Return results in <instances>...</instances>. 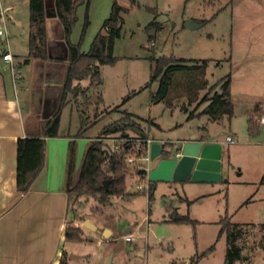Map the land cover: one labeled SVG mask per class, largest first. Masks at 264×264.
<instances>
[{
    "label": "rangeland",
    "instance_id": "374dc122",
    "mask_svg": "<svg viewBox=\"0 0 264 264\" xmlns=\"http://www.w3.org/2000/svg\"><path fill=\"white\" fill-rule=\"evenodd\" d=\"M112 9L120 25V35L111 45L116 59L99 64L100 84L86 88L90 78L79 81L84 91L76 97L68 96L71 101L61 109L59 136L47 137L46 145L56 141L60 150L64 145L67 150L68 137L74 138L78 167L89 140L97 138L107 145L103 128L127 112L150 136L168 140L165 149L171 153L181 145L175 142L179 136L216 135L224 151H229L228 160L222 167L224 176L215 184L158 181L148 198V193L137 191L136 184L145 179L138 180L131 166L125 175V195H111L105 203L91 195L81 196L73 213L83 228V240L65 242L69 263L105 264L111 257V264H190L191 257L197 255L195 264H223L227 233L218 236V221L227 215L234 228L242 231L236 241L242 246L241 257L232 264H264V122L249 131L248 143L230 144L226 135L234 134L233 126L249 125L247 118H235L232 126L226 116L218 121L206 120L205 115L189 118L178 106L150 97L157 87L156 81L150 82L154 56L210 59L206 72L209 85L228 73L225 58L232 47L231 33L239 32L248 40L252 31L264 32V0H86L76 9L70 41L79 43L81 51H88L98 32L106 34L103 23ZM190 20L198 25L186 27ZM151 21L162 25L153 44L146 28ZM0 41L6 47L4 36ZM7 42L13 50L27 53V34L23 42L21 33L10 36ZM213 61L221 62L215 66ZM29 70L27 67L24 73ZM195 105H188V110ZM203 106L200 104L197 111ZM81 127L85 128L83 135L75 136ZM125 132L134 134L130 128ZM122 135L117 132L109 136ZM143 164L154 166L150 161ZM180 197L191 202L181 201ZM185 214L197 222L171 221L175 215ZM86 221L96 224L98 230ZM106 227L112 230L110 239H98ZM127 233L135 236L134 243L123 240ZM210 246L213 248L208 250Z\"/></svg>",
    "mask_w": 264,
    "mask_h": 264
},
{
    "label": "crops",
    "instance_id": "0c3cea01",
    "mask_svg": "<svg viewBox=\"0 0 264 264\" xmlns=\"http://www.w3.org/2000/svg\"><path fill=\"white\" fill-rule=\"evenodd\" d=\"M45 2L49 5V15L45 7L49 59L33 58L25 62V50H13L7 39L21 33L22 42L26 34L28 40V0H0L6 17V33L2 35L6 40V47L0 41V264H59L67 223L72 222L83 231L73 213L80 197L72 202L65 189V145L60 150L56 141L48 142L44 165L30 188L26 192H20L16 188L17 138L40 134V120L54 106L57 99L55 92L59 91L54 87L61 85L66 63L61 23L53 14V0ZM246 37L236 31L231 33L232 47L227 61L233 103V116L228 120L230 126L237 117L247 118V113L256 107L261 111L254 115V121L262 123L260 118L264 117V32L252 31L248 40ZM241 43L244 45H240ZM5 52L11 54V62L2 58ZM27 67L30 70L24 73ZM12 70L18 72L16 79H13ZM205 117L208 120L206 115ZM232 128L236 142L234 143V134H228L226 137L233 138L230 144L249 142V125ZM144 132L154 140H165L150 136L145 130ZM188 138L179 136L175 142L180 143ZM68 139L70 141L72 138ZM204 140L222 142L216 135ZM227 152L229 151L222 148V167L227 163ZM146 167L149 170L152 166ZM76 170L75 166V172ZM198 184L205 186L215 182ZM88 223L92 229L98 230L96 224L90 221ZM111 234L112 230L106 227L104 234L98 236V239L108 240Z\"/></svg>",
    "mask_w": 264,
    "mask_h": 264
},
{
    "label": "trees",
    "instance_id": "16d2710c",
    "mask_svg": "<svg viewBox=\"0 0 264 264\" xmlns=\"http://www.w3.org/2000/svg\"><path fill=\"white\" fill-rule=\"evenodd\" d=\"M85 1L53 0L55 16L62 26L63 43L66 48V63L61 85L54 87L59 89V91L55 92L57 97L55 107L50 114L43 115L40 120V134L17 138L16 188L20 192H26L30 188L33 180L44 165L46 138L59 136L58 128L61 109L71 101L68 96L76 97L80 92L84 91L85 88L82 89L79 82L83 78H90L86 88L100 84L102 79L99 75V64L114 62L116 59L111 54V45L114 38L120 35V25L118 17L113 14V9L110 16L103 23L106 34L98 32L88 51H81L79 43L70 41L69 36L77 18L76 9L78 5ZM28 7V51L25 56V62L33 58L48 60L45 0H28ZM161 27L162 25L158 21H151L147 25L148 37L151 42H153ZM152 59L154 67L150 82L156 81L157 84L156 89L151 92L150 96L153 101H164L169 106L176 105L187 112L189 118L206 115L209 121H218L224 116L228 120L231 119L233 116V103L229 73L209 85L206 72L211 62L210 59L174 56H154ZM225 60L228 61L229 57L225 58ZM213 62L217 66L221 61ZM201 92H203L202 95ZM128 96L124 97L119 105L123 104ZM192 103L196 105L188 110V105ZM200 104H204V106L197 111ZM119 105L114 107V109ZM260 111L261 109L256 107L253 111L247 113L249 130L255 129L257 122L253 118ZM127 128L132 129L138 137H147L134 117L127 112L120 119L106 125L102 133H105L106 136L117 132H121V135H128L125 132ZM84 129V127H81L75 136H82ZM202 137L207 138L204 135ZM105 147L106 144L104 145L99 139L91 138L75 172L76 152L74 138L69 141L65 170V189L70 194L72 202L84 195H91L100 203L107 202L111 195H125V175L128 168L123 157L127 147L124 146V149L113 153H110ZM136 172L138 180L145 178L146 171L144 168L136 169ZM106 179H110V181L105 187L103 181ZM148 182V198H151L154 181L149 180ZM181 200L188 203L191 202V200L183 197H181ZM171 221L191 224L197 222V220L187 214L175 215L171 218ZM218 222L221 225L218 236L223 232L227 233V249L223 264H232L241 257L242 246L238 245L236 241L242 236V231L234 228V223L231 222L227 215L221 217ZM261 227L264 230V223L261 224ZM82 234L83 231L79 226L68 222L65 227L64 240L65 242L82 241ZM212 248L210 246L208 250ZM67 255L68 252L63 249L59 264H70ZM196 260L197 255L192 256L190 264H195Z\"/></svg>",
    "mask_w": 264,
    "mask_h": 264
},
{
    "label": "water",
    "instance_id": "95a60500",
    "mask_svg": "<svg viewBox=\"0 0 264 264\" xmlns=\"http://www.w3.org/2000/svg\"><path fill=\"white\" fill-rule=\"evenodd\" d=\"M46 3V13L49 15V5L47 3L46 6ZM51 7L55 14L53 5ZM197 25L198 23L194 20L185 23L188 28H194ZM55 104L56 101L53 108ZM180 143L181 145L175 150V153L180 152L179 156L167 151L158 140L150 144L149 161L153 162L154 166L148 170V180L185 183L187 181L216 182L222 179V144L220 142L206 141L202 136L192 135L186 140H181ZM109 181L110 179L103 181L105 187ZM85 224L89 226L88 221ZM110 258L106 259L105 264H111Z\"/></svg>",
    "mask_w": 264,
    "mask_h": 264
},
{
    "label": "built area",
    "instance_id": "2783aa9c",
    "mask_svg": "<svg viewBox=\"0 0 264 264\" xmlns=\"http://www.w3.org/2000/svg\"><path fill=\"white\" fill-rule=\"evenodd\" d=\"M5 9L0 6V36L4 35L5 32ZM152 43V42H151ZM153 44V43H152ZM2 58L4 60L10 61L12 60V56L9 52H5L2 55ZM13 79H16L18 77L17 70H12ZM261 122H264V117L262 116L260 118ZM104 140L108 144L106 145V150H108L110 153L117 152L120 149H124L126 146V152L124 154V162L128 169L131 168V166L134 167V170L132 171V174L137 175L136 169L144 168L146 171L145 174V180L144 182H138L136 184L137 191H143L148 193L149 191V180H148V170L147 167L143 164L144 161H149V146L150 144L155 141L151 137H145L141 138L136 135H122L119 138H113V136H105ZM160 143L165 146L169 141L167 140H158ZM227 142H232L233 138L231 136L226 137ZM180 152H176L175 156H179ZM123 240L125 242L134 243L135 242V236L132 233H128L123 235Z\"/></svg>",
    "mask_w": 264,
    "mask_h": 264
},
{
    "label": "flooded vegetation",
    "instance_id": "af4514ba",
    "mask_svg": "<svg viewBox=\"0 0 264 264\" xmlns=\"http://www.w3.org/2000/svg\"><path fill=\"white\" fill-rule=\"evenodd\" d=\"M174 153H175V151H174Z\"/></svg>",
    "mask_w": 264,
    "mask_h": 264
}]
</instances>
